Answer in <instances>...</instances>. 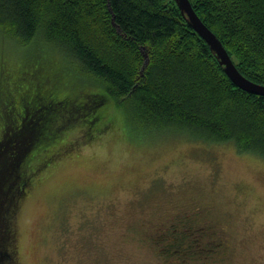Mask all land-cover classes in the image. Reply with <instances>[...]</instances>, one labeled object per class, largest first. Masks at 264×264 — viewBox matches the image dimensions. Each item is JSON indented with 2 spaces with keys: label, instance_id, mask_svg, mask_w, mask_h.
Returning a JSON list of instances; mask_svg holds the SVG:
<instances>
[{
  "label": "trees",
  "instance_id": "obj_1",
  "mask_svg": "<svg viewBox=\"0 0 264 264\" xmlns=\"http://www.w3.org/2000/svg\"><path fill=\"white\" fill-rule=\"evenodd\" d=\"M190 1L241 74L264 85V0ZM0 35L20 46H43L38 51L53 49L63 63L54 74L53 91L43 90L45 81L34 89L37 99L24 89V107L13 99L7 102L1 90L0 243L6 242L0 261L4 264L14 254L11 221L16 205L43 170L40 167L50 165L57 154L52 151L59 142L51 132L50 113L64 112L67 129L81 118L85 127L101 132L113 120L103 110L120 112L140 137L166 133L169 140L189 142L195 154L200 153L199 143L203 147L231 143L241 153L264 158V95L244 90L230 79L175 0H0ZM66 74H76L72 85L63 84ZM76 84L82 90L74 94ZM17 87L23 85L19 82ZM34 161L41 162L32 167ZM188 227L189 232L184 228L177 233L173 245L181 247L186 258L199 254L203 260L212 258L215 244H202L200 249L182 246L192 240H185L192 236ZM208 236L198 240L204 242Z\"/></svg>",
  "mask_w": 264,
  "mask_h": 264
},
{
  "label": "rangeland",
  "instance_id": "obj_2",
  "mask_svg": "<svg viewBox=\"0 0 264 264\" xmlns=\"http://www.w3.org/2000/svg\"><path fill=\"white\" fill-rule=\"evenodd\" d=\"M38 46L0 35V96L3 90L21 107L27 105L24 89L37 99L34 89L45 81L43 90L53 91L54 74L63 66L53 49ZM66 75L63 84L72 85L76 74ZM72 90L82 89L76 84ZM59 113H50L57 154L16 205L14 254L7 264H264V158L231 143H199L195 154L189 142L169 140L166 133L140 137L120 112L103 110L114 121L101 132L81 118L67 129V115ZM188 225L192 236L185 240L194 245L182 246L215 244L212 258H186L181 247L164 244L167 232H189ZM208 233L206 241L198 240ZM147 234L154 241L145 242Z\"/></svg>",
  "mask_w": 264,
  "mask_h": 264
},
{
  "label": "water",
  "instance_id": "obj_3",
  "mask_svg": "<svg viewBox=\"0 0 264 264\" xmlns=\"http://www.w3.org/2000/svg\"><path fill=\"white\" fill-rule=\"evenodd\" d=\"M189 24L209 44L211 50L216 54L220 64L230 79L240 88L252 93L264 95V85L256 83L245 77L234 64L220 38L202 21L190 0H175Z\"/></svg>",
  "mask_w": 264,
  "mask_h": 264
},
{
  "label": "flooded vegetation",
  "instance_id": "obj_4",
  "mask_svg": "<svg viewBox=\"0 0 264 264\" xmlns=\"http://www.w3.org/2000/svg\"><path fill=\"white\" fill-rule=\"evenodd\" d=\"M15 89V88H14ZM14 91V90H13ZM12 91V92H13ZM7 102H9L11 99H5ZM13 100H15L14 99V97H13ZM13 111H15V107L13 106V109H12ZM15 127V126H14ZM13 132H15V129L14 130H12ZM6 135L7 134H5L4 135V138L3 139H5V137H6ZM12 155V154H11ZM13 157L15 158V153L13 154ZM1 158V157H0ZM199 224H200V222H199ZM191 227H192V225H190ZM166 234H168V235H166V240L164 241V244H166L168 247H170L171 245L173 246V244L176 242L175 241V239L174 238H176L178 235H176V236H173V238H172V236H171V232H167ZM208 234H210V233H208ZM143 239L145 240V242H152V241H154V237L152 238V240L150 239V237L148 236V234L146 235V236H144L143 237ZM158 245V244H157ZM158 252V251H157ZM162 260V259H161Z\"/></svg>",
  "mask_w": 264,
  "mask_h": 264
}]
</instances>
